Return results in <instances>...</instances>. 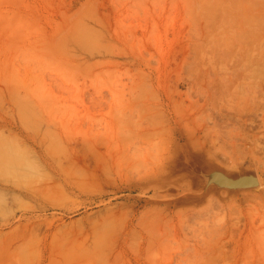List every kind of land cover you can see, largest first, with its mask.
<instances>
[{
  "label": "rangeland",
  "instance_id": "374dc122",
  "mask_svg": "<svg viewBox=\"0 0 264 264\" xmlns=\"http://www.w3.org/2000/svg\"><path fill=\"white\" fill-rule=\"evenodd\" d=\"M3 159L0 264H264V0H0Z\"/></svg>",
  "mask_w": 264,
  "mask_h": 264
},
{
  "label": "water",
  "instance_id": "95a60500",
  "mask_svg": "<svg viewBox=\"0 0 264 264\" xmlns=\"http://www.w3.org/2000/svg\"><path fill=\"white\" fill-rule=\"evenodd\" d=\"M205 176H207V181L202 187L203 191L210 186L229 191L251 190L259 186V182L253 174L228 176L222 171L213 170L208 175L205 174Z\"/></svg>",
  "mask_w": 264,
  "mask_h": 264
},
{
  "label": "bare ground",
  "instance_id": "6f19581e",
  "mask_svg": "<svg viewBox=\"0 0 264 264\" xmlns=\"http://www.w3.org/2000/svg\"><path fill=\"white\" fill-rule=\"evenodd\" d=\"M134 150H135V149H133V151H134ZM137 151H138V150H137ZM137 151H136V153H139V152H137ZM130 152H131V151H130ZM136 153H135V154H136ZM134 156H135V155H134ZM4 157H6V156H4ZM8 159H9V158H8ZM0 161H1V162H4V163L6 164V160L3 159V160H0ZM1 162H0V163H1ZM10 162H11V161H10ZM10 162H8V163H10ZM12 162H13V161H12ZM13 164L16 165V163H14V162H13ZM6 165H7V164H6ZM14 167H15V166H14ZM132 168H133V167H132ZM212 170H213V169H212ZM212 170H208L209 173H210V171H212ZM217 170H218V169H217ZM203 171H204V170H203L201 167H199V165L196 166V167L194 168V172H193V173L197 176L198 181H199L198 183H200V181H203V183H204V181L206 180V177H207V176H205V174L207 175L208 172H205V171L203 172ZM6 172H7V171H6ZM2 173H3V172H2ZM240 174H241V173H240ZM0 175H2V174L0 173ZM253 175H254V174H253ZM3 176H4V175H2V177H3ZM230 176H231V175H230ZM13 177H14V176H13ZM257 180H258V182H259V184H260V186H261V182H260L261 179H257ZM189 183H190V182H189ZM189 183H188V184H189ZM203 185H205V183H204ZM203 185L198 184V187H197V188H198L199 190L196 188V189H194V192H196V193L199 194V192H200V190L202 189ZM260 186H259V187H260ZM200 188H201V189H200ZM214 189H215V188H214ZM214 189H213V190H214ZM195 190H196V191H195ZM202 190H203V189H202ZM213 190H212V191H213ZM218 190H219V189H218ZM202 192H203V191H202ZM205 192H207V191L205 190ZM205 192H204V193H205ZM217 192H218V191H217ZM230 192H231V191H230ZM210 193H211V192H210ZM210 193H208V194H210ZM228 193H229V192H228ZM243 193H244V192H243ZM247 193L249 194L250 191L247 192ZM194 194H195V193H194ZM198 194H197V195H198ZM232 194H236V193H232ZM199 195H200V194H199ZM201 195H202V193H201ZM212 195H213V193H212ZM218 195H219V194H218ZM220 195H224V194H221V192H220ZM202 196H203V195H202ZM207 196H208V195H207ZM230 196H232V195H230ZM203 197H204V196H203ZM199 198H200V197H199ZM201 199H203V198H201ZM205 199H206L207 201H210L211 198L208 197V198H205ZM206 200H205V201H206ZM207 201H206V202H207ZM212 201H213V200H212ZM204 204H205V202H204ZM21 259H22V258H21ZM21 259H20V260H21ZM22 260H23V259H22ZM20 263H21V261H20ZM23 263H24V262H23Z\"/></svg>",
  "mask_w": 264,
  "mask_h": 264
}]
</instances>
